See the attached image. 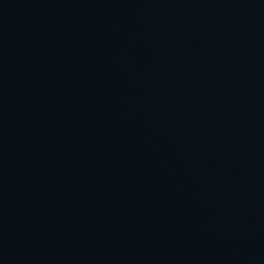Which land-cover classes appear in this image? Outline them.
<instances>
[{
	"label": "water",
	"instance_id": "obj_1",
	"mask_svg": "<svg viewBox=\"0 0 264 264\" xmlns=\"http://www.w3.org/2000/svg\"><path fill=\"white\" fill-rule=\"evenodd\" d=\"M0 264H264V0H0Z\"/></svg>",
	"mask_w": 264,
	"mask_h": 264
}]
</instances>
